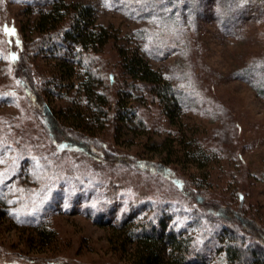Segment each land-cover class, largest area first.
<instances>
[{"label": "rangeland", "instance_id": "rangeland-1", "mask_svg": "<svg viewBox=\"0 0 264 264\" xmlns=\"http://www.w3.org/2000/svg\"><path fill=\"white\" fill-rule=\"evenodd\" d=\"M188 1L192 8L197 3ZM224 1L213 7L218 15L228 10L237 15L248 3L246 19L231 26L205 16L206 9L188 15L184 0H64L91 7L97 31L107 28L117 46L137 51L180 88L179 113L172 120L146 100L145 82L125 74L134 119L121 124L119 138H111L114 126L107 124L96 135L107 146L85 150L59 147L32 90L18 80L28 72L37 85L55 81L61 94L47 97L40 88L41 93L54 111L69 113L75 102L82 109L87 103L85 93L63 86H77L88 76L83 64L59 45L38 57L26 53L19 64L12 59L39 37L30 25L51 9L52 0H0V264L138 263L136 244L125 242V232L115 227L152 216L165 220L180 237L193 239L195 253L227 264L221 230L227 226L240 236L245 233L236 220L209 217L210 206H226L264 228V69L242 71L264 65V0ZM183 14L185 22L179 25ZM104 48L87 52L117 71L113 42ZM62 62L72 66L64 77ZM74 96L79 98L74 101ZM199 150L204 161L187 154ZM107 152L167 163L171 170H141L106 158ZM29 213L33 219L25 218ZM244 237L253 238V251L255 244L264 248L259 238ZM251 260L247 252L244 261Z\"/></svg>", "mask_w": 264, "mask_h": 264}, {"label": "trees", "instance_id": "trees-1", "mask_svg": "<svg viewBox=\"0 0 264 264\" xmlns=\"http://www.w3.org/2000/svg\"><path fill=\"white\" fill-rule=\"evenodd\" d=\"M181 1V0H178ZM195 6L189 5L188 0H184L185 10L195 15L202 12L212 15L217 19H223V24L227 22L243 21L249 8L248 3L240 5L241 11L235 15V13L228 10V12L219 14L214 11L215 5L217 6L219 0H196ZM224 1V0H223ZM227 1H224V5ZM207 3H211V6H206ZM214 7V8H213ZM204 9H206L204 11ZM185 15L186 17L188 15ZM192 20V16H189ZM180 18V17H179ZM67 21L70 23L68 24ZM93 10L86 5H72L67 4L64 0H52L51 9L47 12L40 13L30 25L32 31L35 30L39 37L32 38L28 45H23V48L18 54H13L14 63H21L22 57L28 54V56L36 55V57L42 55L45 50L53 49L54 46H61V51H72V57L77 63H81L87 73V77L80 81L77 86L74 83L65 84L63 86L74 88L75 92L85 93L87 97V103L84 109H82L79 103L75 102V106L71 108L69 113H61L60 109H54L48 103V100L44 99L40 88L45 92L48 97L61 94L60 91H55V81H48L45 84L37 85L36 81L29 75L19 74L18 80H20V86L29 88L34 94V102L37 103L41 109L44 118V123L54 138L55 142L60 148L69 149L79 147L83 149H90L98 145L99 148L107 146V142L101 141L97 138V133L104 130L107 126H114V132L111 138L116 136L119 138L121 124L124 121L133 120L135 110L128 105L129 93L124 91L125 79L124 75L129 74L134 78L145 82L149 91L146 96V100L151 104H158L161 109V113H164L170 119L174 120V117L178 115L180 108L179 93L180 88L168 83L162 75L153 69L148 61H145L136 52L131 51L126 47L117 46L116 36L105 27L100 28L97 31L93 27ZM185 22L184 14L181 17L179 25ZM113 42V46L117 50V71L108 70L104 60L98 57L96 53L104 51V47ZM79 45L81 50H75V46ZM86 51V54H85ZM92 55H88L89 53ZM90 56V57H89ZM35 57V56H34ZM98 60V64L94 67H90V64ZM85 64V65H84ZM62 70L61 75L66 76V72L72 71V66L68 63H61ZM264 65L248 67L244 70V74L252 73L257 68L264 69ZM24 79V80H23ZM26 84H25V82ZM24 83V84H23ZM62 85V84H61ZM101 87L103 91L97 90L96 87ZM55 87V88H54ZM115 88V96L111 93V90ZM27 91V90H26ZM40 91V92H39ZM111 93V94H110ZM2 95V93H1ZM79 98L74 96V99ZM146 102H144L145 104ZM61 124L58 125V124ZM117 129V132H116ZM77 131V132H76ZM96 136V137H95ZM110 138V139H111ZM97 142V143H96ZM108 151V150H107ZM191 158H195L198 161H204L206 156L201 150L191 153H187ZM111 156V157H110ZM130 166H135L138 169L150 171L157 174H169L171 167H168L167 163H159L154 165L148 160L136 159L133 160L131 156L106 153V158ZM188 159V158H186ZM189 160V159H188ZM182 187V186H181ZM183 188V187H182ZM188 190V189H187ZM188 196H192L190 191L182 189ZM197 201H203L201 194L196 195ZM233 210V209H232ZM226 206H210L208 216L214 220L221 222L232 223L235 220L240 222L241 230L249 235L259 238L264 241V228L260 224L249 218H244L241 213L232 211ZM32 216L37 213L31 212ZM31 214L24 215L25 218H29ZM42 214V212H41ZM39 215V214H38ZM29 219H33V217ZM28 221V219L26 220ZM115 227L117 230L125 232V242L136 244L139 250L138 263L134 264H213L210 260V255L195 253L197 251L196 245L193 244V239H184L178 235L163 219H159L156 216L153 218H145L144 220L128 221L127 223L117 224ZM40 234L47 237L49 233H43L39 229ZM46 234V235H45ZM220 240L222 242L221 249L224 250L225 260L227 264H264V252L263 247L260 244H255L256 251H253L249 247V241L253 238L240 236L239 232L233 228L224 226L221 230ZM198 252V251H197ZM247 252L253 254V260L244 261V256Z\"/></svg>", "mask_w": 264, "mask_h": 264}]
</instances>
